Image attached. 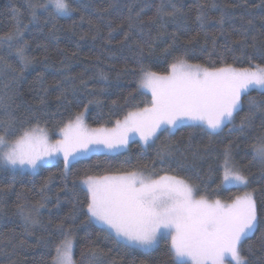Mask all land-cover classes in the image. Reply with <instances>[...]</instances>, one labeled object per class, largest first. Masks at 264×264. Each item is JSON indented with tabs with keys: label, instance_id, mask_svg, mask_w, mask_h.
Wrapping results in <instances>:
<instances>
[{
	"label": "snow or ice",
	"instance_id": "snow-or-ice-1",
	"mask_svg": "<svg viewBox=\"0 0 264 264\" xmlns=\"http://www.w3.org/2000/svg\"><path fill=\"white\" fill-rule=\"evenodd\" d=\"M25 5L30 23L39 21L40 12L55 19L75 11L70 0H25ZM208 7L215 8L217 5L215 2L210 5L196 4L195 19L200 22L201 28L209 19L206 12ZM255 7L264 9V0H259ZM128 8L126 28L123 24L113 28L108 22V40L110 42L114 32L123 31L120 44L130 50L135 46L138 66L131 70L138 77L135 92L146 94L144 90H147L151 99H145L143 107L137 104L134 109L128 110L122 119L116 118L111 122V127H89L86 117L90 105H99L101 101L90 99L83 103L76 98L77 106L83 104L82 110L69 111L67 118L58 122V138L52 141L46 128L41 127V118L34 110L18 113L8 102L10 98L0 97V172L13 176L35 174L47 165H59L62 159L61 174L68 190L67 179L72 166L92 153H104L106 156L124 153L130 141L137 136L142 144L148 145L161 135L171 136L186 124L207 130L209 136L219 133L228 125H232L230 133L243 134L253 127L259 113L261 128L248 145L249 152L245 155L251 156L250 163L261 164L259 179L264 182V99L249 96V92L256 89L264 97V64L236 67L226 63L223 57L220 58V66L215 61L211 64L190 63V49L185 46L181 50L176 38V31L187 23L181 7L171 0H161L156 5L155 15L147 21L141 18L143 9L133 13L131 4ZM11 12L13 27L9 32L0 34V69L8 68L16 72L2 55L7 49L9 55H15L20 72H23L34 59L29 57V45L24 40L28 25L23 23L20 9L13 7ZM228 15L230 13L226 6L221 9L218 22L223 25ZM169 22L176 31L171 34L172 43L163 49V56L171 57V60L163 72H157L153 70L151 61L145 63L144 47L138 41L145 34L146 25H159L158 34L151 38L148 45L151 49L166 33ZM247 24L251 26L252 20ZM242 29L244 39L236 43L243 48L248 46L250 28L242 25ZM198 37L199 33L191 37L187 44L191 45ZM215 43L213 38V47ZM256 51L264 57V50ZM99 76L101 80L108 79L103 72ZM13 78L20 77L17 74ZM81 85L87 87V82L81 80ZM90 94L95 95V91ZM129 95L135 99L134 94ZM245 102L248 112L236 124V116L243 111ZM170 153L171 149L166 146L158 151L151 164L142 163L140 157L133 163L130 157H126L121 168L116 170L117 174L92 175L89 169H84L82 178L73 180L71 190L83 186L86 189L85 197L83 200L77 199L72 212L52 225V231L44 241L47 250L45 264H103L100 257L106 254L96 246L95 240L90 239V233L84 237L79 260L75 259V221L79 215L85 216L82 224L95 225L106 238L130 249L150 252L158 245L160 238L170 237L166 255L171 264H250L253 248L249 245L245 250L244 242L259 232V244L264 249V199H258L257 195L258 191L264 194V187L250 189V175L236 161L233 142L224 144L217 155L219 162L215 168L210 166L207 178V181L215 183L213 192L232 188L238 190L227 200L213 199L205 180H201L204 185L201 191L200 184L189 179L178 175H159L155 166L157 162L165 164ZM168 170L175 171L170 169V165ZM111 171V166L105 169L106 173ZM51 178L52 174L40 186L41 198L31 207L24 203L17 204V213L26 224L39 222L36 217L45 207L44 202L48 198L43 193ZM4 191L0 188V194ZM17 199H24L23 193L18 194ZM49 224L52 222L49 221ZM110 264H119V261L113 259Z\"/></svg>",
	"mask_w": 264,
	"mask_h": 264
},
{
	"label": "trees",
	"instance_id": "trees-1",
	"mask_svg": "<svg viewBox=\"0 0 264 264\" xmlns=\"http://www.w3.org/2000/svg\"><path fill=\"white\" fill-rule=\"evenodd\" d=\"M70 2L75 11L69 15L50 19L47 13L40 12L39 21L30 23L25 0H0V34L9 32L13 27L11 9L13 7L20 9L23 12V23L28 25L24 34V40L29 45L28 55L34 58L33 62L20 72L15 55H9L7 49L3 51L4 60L15 68L16 72L13 73L8 68L0 69V97L10 98L8 102L18 113H25L28 109L34 110L41 118V127H45L47 133L54 138H57L59 131L58 122L66 119L69 111L82 110L83 104L77 106L76 98H80L83 103L90 99L101 101L99 105H90L86 117L89 127L101 125L111 127V122L116 118L122 119L128 110L134 109L137 104L143 107V101L151 99V94L146 90H144L146 94L135 92L138 77L131 71L138 66L135 46L130 50L120 44L123 31L114 32L109 42L108 22H111L113 28L121 24L126 28L130 4L133 6V13L143 9L141 18L147 21L149 17L155 15L156 5L161 0H70ZM171 2L181 7L187 21L186 26L176 31L169 22L166 33L149 49L151 38L158 34L159 25H146L145 34L138 41L144 47L145 63L151 61L154 71L163 72L167 68L171 57L165 58L163 49L172 43L171 34L174 31L180 49L185 46L190 49L188 55L190 63L211 64L215 61L216 65L220 66V58L223 57L226 63L234 64L236 67L264 64V57L256 51L264 50V9L255 7L259 0H171ZM213 2L217 7L206 9L209 19L201 28L200 22L195 19L196 4L210 5ZM233 5L235 7H232ZM226 6L230 15L225 17L221 25L218 18L221 9ZM249 20H252L251 26L247 24ZM242 25L250 28L247 36L248 46L243 48L236 43L244 39ZM197 33L198 39L191 45L187 44ZM213 38L216 41L215 47L212 44ZM133 39L136 40L137 37L134 36ZM125 68L128 71H124ZM100 72L108 77L107 81L100 79ZM17 74L20 78L14 79ZM81 80L87 82V87L81 85ZM100 89L105 90L100 92ZM93 90L95 95L90 94ZM130 93L135 95V99L130 97ZM249 96L264 99L255 89L249 92ZM247 112L248 106L245 102L243 111L236 116L235 123L239 124ZM261 119V114L257 113L253 127L243 134L230 133L232 125H228L219 133L209 136L207 130L202 131L198 126L186 124L171 136L161 135L148 145L142 144L137 136L130 141L124 153L107 156L104 153H92L86 159L76 162L67 179L68 190L65 189V179L61 174L62 159L59 165H47L35 174L13 176L0 172V188L5 189L0 194V264H45L47 250L44 241L49 237L52 225L59 223L72 212L77 199L83 200L85 197L86 189L83 186L71 190L73 180L78 181V178H82L84 169H89V174L92 175L117 174L116 170L121 168L126 157H130L133 163L140 157L142 163L151 164L156 159L158 151L167 146L171 149L168 161L163 165L157 162L155 171L159 175H178L189 179L200 184L203 191L204 185L201 180L207 181L210 166L215 168L219 162L218 153L224 144L232 141L236 161L244 168L245 173L250 175V189H261L264 187V182L259 179L262 166L258 162L250 163L251 156L245 155L249 152L248 145L261 128ZM97 164L100 165L99 168L96 167ZM169 165L170 169L175 171L168 170ZM109 166L112 171L106 173L105 169ZM50 174L52 178L43 193L48 199L36 217L39 222L26 224L17 213V204L24 203L31 207L40 200V186ZM207 182L208 192L213 199L218 197L227 200L237 194L238 190L235 188L213 192L215 183ZM216 182L218 183V180ZM20 193H23L24 199L18 201L17 196ZM257 195L258 199H264V194L259 191ZM84 220L85 216L79 215L75 221L77 226L75 259L79 260L84 237L90 233V239L95 240L96 246L106 254L100 257L103 264H110L113 259L119 261V264H171L170 258L166 255L170 241L167 236L160 238L158 245L150 252H144L127 248L106 238L95 225L82 224ZM49 221L52 224H49ZM259 236L260 233L257 232L244 242L245 250L249 245L253 248L249 257L250 264H264V249L260 247Z\"/></svg>",
	"mask_w": 264,
	"mask_h": 264
},
{
	"label": "rangeland",
	"instance_id": "rangeland-1",
	"mask_svg": "<svg viewBox=\"0 0 264 264\" xmlns=\"http://www.w3.org/2000/svg\"><path fill=\"white\" fill-rule=\"evenodd\" d=\"M253 90V89H252ZM256 90V89H255ZM146 92H147V90H146ZM147 93H149L150 94V92H147ZM48 134V136L50 137V139L52 140V141H54L55 139H57L58 138V135H57V138H54V137H52L49 133H47ZM169 238V240H170V237H168Z\"/></svg>",
	"mask_w": 264,
	"mask_h": 264
}]
</instances>
